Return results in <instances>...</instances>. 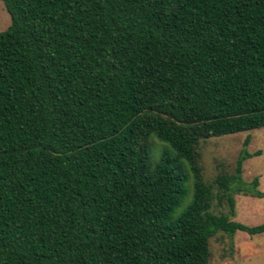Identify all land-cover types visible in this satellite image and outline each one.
Instances as JSON below:
<instances>
[{
	"label": "trees",
	"instance_id": "16d2710c",
	"mask_svg": "<svg viewBox=\"0 0 264 264\" xmlns=\"http://www.w3.org/2000/svg\"><path fill=\"white\" fill-rule=\"evenodd\" d=\"M1 1L0 264H210L264 233L211 211L264 197L250 156L215 194L198 155L264 127V0Z\"/></svg>",
	"mask_w": 264,
	"mask_h": 264
},
{
	"label": "rangeland",
	"instance_id": "374dc122",
	"mask_svg": "<svg viewBox=\"0 0 264 264\" xmlns=\"http://www.w3.org/2000/svg\"><path fill=\"white\" fill-rule=\"evenodd\" d=\"M11 25L10 16L0 0V33ZM249 143L245 145V140ZM152 161L159 159L167 147L155 138L149 142ZM250 157L243 161L240 180L243 187H251L253 180L258 181L257 191L264 196V127L249 132L226 135L202 142L198 148L199 163L203 180L213 187L216 194L218 177L235 175L236 163L240 157ZM219 193L220 199H214L211 211L214 214L228 215L231 221L249 227L264 225V197L256 198L244 193L232 194L234 200L233 215L229 213L227 198ZM192 197L189 185L188 196L183 203L186 206ZM210 264H264V233L250 237L238 232L232 237L219 233L210 240Z\"/></svg>",
	"mask_w": 264,
	"mask_h": 264
}]
</instances>
